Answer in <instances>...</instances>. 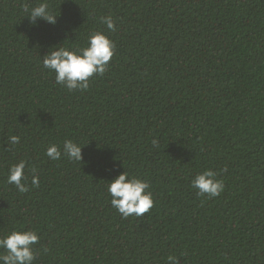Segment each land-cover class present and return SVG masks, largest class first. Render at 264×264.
Here are the masks:
<instances>
[{
    "label": "trees",
    "instance_id": "1",
    "mask_svg": "<svg viewBox=\"0 0 264 264\" xmlns=\"http://www.w3.org/2000/svg\"><path fill=\"white\" fill-rule=\"evenodd\" d=\"M40 2L0 0V236L37 231L33 264H264V0H48L56 23L31 25ZM96 30L116 52L69 92L42 56ZM66 139L81 162L45 155ZM21 159L40 178L26 193L7 183ZM206 168L225 185L211 199L190 186ZM123 171L151 185L141 217L111 206Z\"/></svg>",
    "mask_w": 264,
    "mask_h": 264
},
{
    "label": "clouds",
    "instance_id": "2",
    "mask_svg": "<svg viewBox=\"0 0 264 264\" xmlns=\"http://www.w3.org/2000/svg\"><path fill=\"white\" fill-rule=\"evenodd\" d=\"M24 17H28L31 25L38 23V18L55 24L57 14L50 8L48 0L35 6L25 4L23 6ZM99 22L106 25L109 32L117 28V24L111 15L100 16ZM116 52L115 42L110 36L96 30L87 37L84 47H66L61 44L51 46L42 56V66L55 75V83L69 92L87 90L92 79L102 76L108 70L109 62ZM21 138L18 135H9V146L19 145ZM85 145V144H84ZM78 142L66 139L63 145L51 143L45 148V155L52 161H58L62 156L73 162L82 161V147ZM152 145L159 147V141L153 139ZM28 162L24 159L12 164L8 169L7 183L15 186L19 193H26L31 188L40 186V178L33 173L31 183L27 182L26 167ZM227 169L225 168L224 171ZM190 186L197 190L199 196L206 199L217 197L224 191L225 185L219 172L206 168L198 172L190 181ZM110 196L111 206L116 209L122 218L129 216L141 217L154 206L153 194L150 183L141 177L130 175L123 171L109 180L106 186ZM40 240L37 231L32 229H13L6 235L0 236V264H33L36 258L34 245ZM168 264H179L175 255L167 257Z\"/></svg>",
    "mask_w": 264,
    "mask_h": 264
}]
</instances>
